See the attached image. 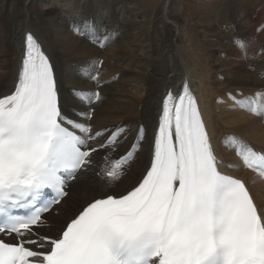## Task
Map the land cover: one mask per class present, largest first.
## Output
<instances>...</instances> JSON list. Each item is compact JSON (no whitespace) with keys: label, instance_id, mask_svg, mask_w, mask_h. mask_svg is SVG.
I'll use <instances>...</instances> for the list:
<instances>
[{"label":"snow or ice","instance_id":"6c2138e0","mask_svg":"<svg viewBox=\"0 0 264 264\" xmlns=\"http://www.w3.org/2000/svg\"><path fill=\"white\" fill-rule=\"evenodd\" d=\"M58 92L49 57L28 33L18 83L0 97V264H264V208L245 182L221 172L187 85L163 98L151 164L138 184L86 202L57 235L42 231L69 181L89 170L94 154L118 150L129 131L79 122L90 121L91 111L67 119ZM75 94L89 108L100 99L99 92ZM234 103L264 119L257 99ZM145 137L140 125L104 173L109 182L121 179ZM229 139L243 165L264 179V154Z\"/></svg>","mask_w":264,"mask_h":264},{"label":"bare ground","instance_id":"6f19581e","mask_svg":"<svg viewBox=\"0 0 264 264\" xmlns=\"http://www.w3.org/2000/svg\"><path fill=\"white\" fill-rule=\"evenodd\" d=\"M60 1L62 0L51 2L55 4ZM114 1L83 0L76 4V0H69L66 9L68 12L82 9L70 16L69 27L66 29L67 21L56 18L54 11L41 15L36 12L37 18H34L35 15L28 10L23 17L17 9L20 0H9L13 9L8 20L13 21V28L11 27L10 41L0 58V97L11 94L18 82V65L22 58L24 33L27 32L33 34L54 67L63 113H74L73 109L76 112L84 110L74 100V89L98 91L101 101L92 108V119L85 121L94 130L110 131L116 126H126L129 131L124 141L125 150L127 143L136 136L139 126L143 125L146 129L141 148L143 156L136 155L129 170H123L124 174L119 181L105 182L106 179L102 176L103 168H108L113 161L108 151L110 149L95 156L94 162L98 165L93 169L90 167L92 171H88V175L80 176L71 185L69 194L72 201L69 207L61 208L63 211L59 209V214L51 220L49 228L45 229V226L43 231L49 235H57L79 208L99 197L102 192L121 194L136 184L149 162L161 99L167 91L179 93L183 84H187L189 91L195 95L211 144L218 156L237 161L217 142L218 138L226 140L228 133L237 135L252 145L264 147V119L229 106L230 100L224 104L213 103L217 96L249 100L244 90H240V96H235L234 91L238 89H233L232 86L248 89L246 94L264 87V45L261 44L262 47L259 48L261 52L253 51L250 49V39L245 36L247 31H236L238 22L240 25L243 22L237 21L233 13L228 16L231 4L229 0L213 1L209 12L203 14L184 5L177 7L173 0H159L160 3L155 8L150 6L152 0H117L118 4L112 10L111 3ZM124 1H129L128 13L125 10L128 5ZM106 3L108 7L104 11L103 5ZM149 6L153 9L148 10ZM166 6L168 12H165ZM3 8L8 15V7L3 5ZM28 15L29 19L26 21L25 17ZM103 22L99 31L98 24ZM218 22L222 23L224 34L217 32L214 24ZM257 31V36H263L264 29L258 27ZM75 33L80 34L79 38ZM204 35L214 37L218 42L205 41L202 37ZM261 37L260 41L263 43L264 39ZM244 40L249 46H241L240 43ZM223 41H230L236 49L230 50ZM216 54L229 61L217 60ZM238 55L242 61L239 65L236 59ZM106 56L110 58L107 59ZM92 67L95 70V80L88 79L90 72L87 71ZM215 77L222 82L225 78L226 81L223 85H217ZM121 89L126 93H121ZM256 99L261 103L257 94ZM225 108L229 110L225 112ZM230 173L243 180L246 185L248 182L257 205H264V179L255 177L241 167Z\"/></svg>","mask_w":264,"mask_h":264},{"label":"rangeland","instance_id":"374dc122","mask_svg":"<svg viewBox=\"0 0 264 264\" xmlns=\"http://www.w3.org/2000/svg\"><path fill=\"white\" fill-rule=\"evenodd\" d=\"M52 1V0H51ZM50 0H47L46 2L45 1H43V0H20V3H19V6H18V8L17 9H19V11L23 14V17H24V14L25 13H28V10L30 11V14H33V16H34V18H37V14H36V12H40V15L41 14H44L45 12H47V11H54L55 12V16H56V18H60V20L63 18L65 21H67V24H66V29H68V27H69V23H70V16L71 15H73V13H75V12H78L80 9H82V8H80L79 10H77V9H75V10H71V12H68V10H66L67 9V7H68V1L69 0H62V1H60V2H56L55 4H52V2H51ZM87 1H89V0H87ZM119 1H121V0H119ZM172 1V0H171ZM173 1H175V3H177L176 5H177V7H180V6H187L188 8L189 7H191L190 9H194V10H197L198 12H200V13H208L209 12V10H210V8H211V3L213 2V1H217V0H173ZM211 1V2H210ZM25 2V3H24ZM26 2H28V3H26ZM82 3L83 2V0H76V4H78V3ZM122 2V1H121ZM124 2H126L127 4L126 5H128V7L125 9L126 10V12L128 13V9H129V1H124ZM152 4H150V6L151 7H157L158 5H159V3H160V1L159 0H152ZM185 2V3H184ZM229 2L231 3L230 5H229V7H230V14L228 15L229 17H230V15H232V13L236 16V19H237V21H242L243 22V24H239V22H238V24H237V28H236V31L238 30H240V31H247V33L245 34V36H246V38H249L250 39V43H251V48L250 49H252L253 51H258V52H261V51H259V48L260 47H262V45H264V42L262 43L260 40V37L262 36H257V28L259 27V28H261V29H264V0H229ZM40 3V4H39ZM207 3V4H206ZM21 4V5H20ZM73 4H75L74 2H73ZM116 4H118V1L117 0H115L113 3H111V5H112V10H114L115 9V7H116ZM205 6H204V5ZM3 5H4V7L5 6H7L8 7V15H7V13H5L4 12V10H2V9H4L3 8ZM33 5V6H32ZM206 5H208V6H206ZM30 6V7H29ZM148 7V10H151V9H153V8H151V7ZM199 6V7H198ZM202 6V7H201ZM0 23H1V25H0V36H1V38H0V58L2 57V54H3V52L5 51V48H6V46H7V42L8 41H10V34H11V27L13 28V26H12V24H13V21L11 22V20H8V16L11 14V12H12V7L13 6H11V4L9 3V0H0ZM20 7L22 8V9H20ZM48 7V8H47ZM107 7H108V4L106 3V4H104L103 5V10L104 11H106L107 10ZM192 7H194V8H192ZM206 7H208L207 9H206ZM232 7V8H231ZM31 8V9H30ZM202 10H201V9ZM260 8H262V9H260ZM34 9V10H33ZM42 9V10H41ZM232 10H234L235 12H231ZM261 10V11H260ZM32 11V12H31ZM202 11V12H201ZM2 12V13H1ZM24 12V13H23ZM165 12H168V8H167V6L165 7ZM259 12V13H258ZM262 12V13H261ZM258 13V14H257ZM57 14V15H56ZM259 15V14H262V15H259V17L257 16V15ZM239 15V16H238ZM249 15V16H248ZM61 16V17H60ZM262 16V17H261ZM110 17V15L108 14V18ZM229 17H228V19H229ZM3 18V19H2ZM9 18H10V16H9ZM254 18V19H253ZM256 18V19H255ZM259 18H261V19H259ZM25 19H26V21L29 19V15H28V17H25ZM138 19H140V18H138ZM6 20V21H5ZM59 20V21H60ZM254 20V22H252ZM258 20V21H257ZM55 21V20H54ZM58 21V22H59ZM69 21V22H68ZM245 21V22H244ZM256 21V22H255ZM259 21H260V23H259ZM35 23H37V21L35 22ZM52 23V22H51ZM219 23V22H218ZM218 23H215L214 25H215V28H216V30H217V32L218 33H223L224 34V32H222L223 30L222 29H224L222 26H221V22L218 24ZM229 23H231V22H229ZM257 23V24H256ZM259 23V24H258ZM4 24V25H3ZM104 24V22L103 23H101V24H98V30L100 31L101 30V28H102V25ZM11 25V26H10ZM220 25V26H219ZM53 27H54V25L53 26H51V30H53ZM245 27V28H244ZM7 28V29H6ZM71 28V27H70ZM9 29V30H8ZM8 30V31H7ZM71 30H72V28H71ZM10 31V32H9ZM73 32H74V30H72ZM225 32L227 33L228 31H226L225 30ZM249 32V33H248ZM2 33V34H1ZM8 35H7V34ZM80 34L78 33V34H76L75 33V36L76 37H78ZM218 35H220V34H218ZM250 35V36H249ZM217 36V35H216ZM203 37V39L205 40V41H211V42H215V43H217L218 42V40H216L214 37H209L208 35H204V36H202ZM232 37V36H231ZM235 37V36H234ZM263 39H264V34H263ZM261 37V38H262ZM79 38V37H78ZM220 38V37H219ZM255 38H256V40H255ZM232 39H233V37H232ZM262 39V40H263ZM257 40H258V42H257ZM3 43V44H2ZM223 43H226V45H227V47L230 49V50H235L236 49V47H234L233 46V44H231V42L229 41H223ZM90 44V43H89ZM241 44V46H245V45H248L249 46V43L246 41V40H244V41H242V43H240ZM262 44V45H261ZM109 48V47H108ZM249 50V49H248ZM235 53V51H233V54ZM215 56H217V60H222L223 62H228L229 61V59H227V58H225L224 56H222V57H219L217 54L215 55ZM107 57V59L108 58H110V57H108V56H106ZM147 57H149V53L147 54ZM236 59H237V65H239V64H241V59H240V56L238 55L237 57H236ZM1 60V59H0ZM260 62V61H259ZM258 65H259V63H258ZM248 69V68H247ZM249 70V69H248ZM1 72V71H0ZM87 72H90L89 74H88V79H90V80H92L91 78H89L90 76H93L94 75V72H95V70H94V67H92L90 70L88 69V71ZM222 76V75H221ZM215 78H217V79H215ZM214 79H215V83L217 84V85H223L224 83H225V81H226V79L224 78V77H222V78H224V82H222V80H219V78L218 77H215ZM212 79H213V77H212ZM231 81H233V80H231ZM233 84H234V82H233ZM62 87H64L63 85H62ZM234 87V88H233ZM121 88H123V86H121ZM232 88L233 89H238L237 91H234L235 93H234V95L235 96H240L241 95V92H240V90H244V91H246V92H249L248 91V89H245V88H243V87H237V86H232ZM261 89V90H260ZM264 90V87H260L259 88V90L256 88V89H253V90H251V94H258L259 95V92H263V90ZM83 91V90H82ZM88 91H90V90H88ZM121 91V93H123V94H125L126 92H125V90L124 89H121L120 90ZM229 106H233V103L231 104L230 103V105ZM75 107V106H74ZM234 108V107H233ZM236 108V107H235ZM225 112L226 111H228L229 110V108H225V109H223ZM263 124V126H264V123H262ZM219 126H221V125H219ZM142 150H144V149H142ZM138 155H139V157H141V156H143L142 155V153H141V148H140V150H139V152H138ZM139 161H141V159L139 160ZM97 165H98V163H97ZM84 175H88V172H86ZM68 198L69 199H67L66 200V202H65V207H63V206H59V207H57V211H59V209H61V208H66V207H69V205H70V202L72 201V198H71V196H70V194H69V196H68ZM62 203H63V201H62ZM61 211H63L62 209H61ZM59 213L57 212V214L55 215V216H52L51 214L47 217V219L49 220L48 221V223L49 224H51V220L53 219V218H55V217H57V215H58Z\"/></svg>","mask_w":264,"mask_h":264}]
</instances>
